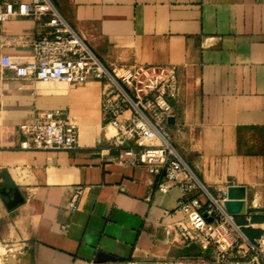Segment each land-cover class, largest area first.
Wrapping results in <instances>:
<instances>
[{"label": "crops", "instance_id": "crops-1", "mask_svg": "<svg viewBox=\"0 0 264 264\" xmlns=\"http://www.w3.org/2000/svg\"><path fill=\"white\" fill-rule=\"evenodd\" d=\"M8 1L31 0L0 5ZM51 1L106 64L177 65L180 94L167 123L175 147L209 191L247 186V211L236 219L250 238L264 234V0ZM48 20L0 22V58H31L35 41L52 32ZM101 90L100 80L18 78L0 65V239L9 242L0 264H127L207 252L173 239L182 188L159 191L160 175L109 149L116 130ZM48 109L78 122L77 148L22 147L20 124ZM76 185L85 194L73 212ZM15 188L24 200L10 208ZM194 194L204 207L205 195Z\"/></svg>", "mask_w": 264, "mask_h": 264}, {"label": "built area", "instance_id": "built-area-1", "mask_svg": "<svg viewBox=\"0 0 264 264\" xmlns=\"http://www.w3.org/2000/svg\"><path fill=\"white\" fill-rule=\"evenodd\" d=\"M21 15L48 16L52 32L35 41L31 58L2 55L0 65L13 70L18 78L71 85L102 81V110L116 130L109 149L118 151L121 163L144 165L160 175L159 191L168 192L175 185L182 188L184 196L177 205L181 216L169 224L173 239L207 251L173 258H133L127 264H264V234L250 238L236 215L225 207L227 189L220 197L209 191L173 143L167 123L180 94L177 65L106 64L51 0L18 4L8 1L0 5V22ZM19 127L25 135L21 145L27 149H75L79 145L78 122L60 109L42 110L33 122ZM194 193L205 195L204 207L196 205L199 197L190 198ZM84 194V186H74L67 207L75 212ZM8 243L0 239V256L7 252Z\"/></svg>", "mask_w": 264, "mask_h": 264}, {"label": "water", "instance_id": "water-1", "mask_svg": "<svg viewBox=\"0 0 264 264\" xmlns=\"http://www.w3.org/2000/svg\"><path fill=\"white\" fill-rule=\"evenodd\" d=\"M174 116H171L169 120L173 119ZM2 194H4L3 190H0ZM227 199L225 200V207L228 212L238 215V214H244L247 211V195L248 190L247 186L241 185V184H230L227 186L226 190ZM24 198L22 197L20 191L18 188L14 189L13 197L10 196L8 199H6L7 206L12 208L16 206L18 203L23 202ZM205 214L207 215L208 212L205 211ZM211 219V217H209Z\"/></svg>", "mask_w": 264, "mask_h": 264}, {"label": "rangeland", "instance_id": "rangeland-1", "mask_svg": "<svg viewBox=\"0 0 264 264\" xmlns=\"http://www.w3.org/2000/svg\"><path fill=\"white\" fill-rule=\"evenodd\" d=\"M211 191L213 192V194L215 195V196H217V197H220L221 196V194H220V192H217V191H215V190H213V189H211ZM238 220V219H237ZM239 221V220H238ZM11 254H13V252L11 253ZM16 254V253H15ZM12 259V258H11ZM16 262V261H15Z\"/></svg>", "mask_w": 264, "mask_h": 264}, {"label": "trees", "instance_id": "trees-1", "mask_svg": "<svg viewBox=\"0 0 264 264\" xmlns=\"http://www.w3.org/2000/svg\"><path fill=\"white\" fill-rule=\"evenodd\" d=\"M245 233H246V231H245ZM247 234V233H246ZM248 235V234H247Z\"/></svg>", "mask_w": 264, "mask_h": 264}]
</instances>
